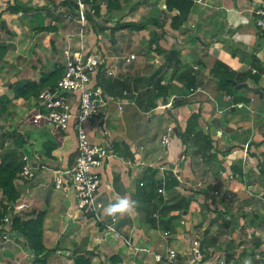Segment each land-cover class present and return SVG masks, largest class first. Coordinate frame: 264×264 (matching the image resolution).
<instances>
[{
	"label": "crops",
	"instance_id": "0c3cea01",
	"mask_svg": "<svg viewBox=\"0 0 264 264\" xmlns=\"http://www.w3.org/2000/svg\"><path fill=\"white\" fill-rule=\"evenodd\" d=\"M100 1L102 16H105V0ZM193 1L190 17L179 30L170 27L168 17L173 13L166 11V0H122L123 9L114 12L124 14L127 22L140 23L155 18L165 23L161 46L167 51H179L180 69L189 70L197 84L189 87L179 78L172 79L166 68L165 73L161 72L157 78L163 75L162 83L171 86L167 100L160 98L164 101L162 105L171 103V107L165 111L167 115L158 112L162 106L158 103L156 109L146 113L150 120L139 122L131 114L136 115L135 109L141 110L134 99L125 98L122 110L111 104L108 111L88 124L94 142L108 145L112 152H115L114 145L118 144L123 154L117 155L115 152L102 170L100 201L104 207V224H99L78 210L72 189L55 188L54 171L67 170L74 165L77 148L75 133H64L50 124L37 122L32 113L38 107L30 108L32 100H11L15 118L9 116V120L15 123L8 122V126L3 128L1 126L4 124L0 122V152L6 150L14 153L18 162L23 156L32 159L37 155L40 163L47 167L35 179L20 185V190L21 202L29 205L21 213L23 220L44 213L43 244L53 250L48 264H73L76 254H87L91 264H170L166 261L157 263L154 253L164 255L171 248L178 252L177 263L187 264L191 238L200 240L203 250L207 252L224 254L227 264H264V129L257 128L256 122L250 119L251 115H256L250 109L257 110L254 107L257 101L264 116V93L260 95L257 92L264 89V71L260 70L259 73L257 70L260 67L264 69V30L256 24V11L264 9V0ZM15 4L30 9L42 8L43 16H52L50 19L53 24H57L56 19L65 17V24L58 20L62 29L67 27L66 24H70L69 28L79 27L76 22L68 23L67 10L60 0H0V43H6L10 48L4 58V71L0 73V97L6 94L10 99L15 96L10 85H7L10 82L19 79L21 85L30 81L40 82L42 76L48 74L38 71L32 59L36 58L40 49L43 50L39 37L47 32L37 34L38 30L36 33L34 31L29 36L30 41H27L23 36L22 21L26 14H13L11 7ZM31 12L34 11L30 10L27 14ZM50 19L45 20L46 24ZM55 35L56 32H51L46 40L54 39ZM21 54L27 58V66L18 68L29 76L6 74L7 65L16 66ZM154 55L157 56V53L152 52L151 58ZM158 62H153L158 67L150 69V72L138 67L134 73L129 71L130 75L151 76L162 66L166 67L164 57H159ZM218 63L231 69L235 83L246 84L249 88L237 89L236 85L234 94L221 91L219 80L211 72ZM169 70L173 74L171 68ZM258 74L261 76L257 81ZM109 96L120 100L119 97ZM234 97L246 100L235 105ZM240 104L243 106L240 107ZM245 107H248L246 109L250 114L245 120L235 117V121L229 123L224 118L227 112H233L235 116L240 108ZM10 111L13 112V109L10 108ZM24 113L26 115L22 118ZM193 114L199 115L198 130L210 135V150L205 153L201 147L204 143L208 145V142L195 144L188 138L187 143H184L180 137ZM156 130H159L158 138ZM242 131L247 135L239 138L238 134ZM166 133L171 136L167 148L161 143L162 135ZM18 135L26 141L22 146L14 141ZM49 140H53L56 145L51 155L44 148L45 142ZM28 146L31 151L27 149ZM66 146L68 148L65 150ZM247 160L252 169L247 168ZM148 167L159 168L158 177H164L169 172L181 178V187L172 194L168 193L166 199L173 196L193 198L186 211L172 213L176 218L167 230L160 223L152 226L139 210L142 203L137 198V184ZM217 183L222 190L210 202L203 191ZM122 198L129 201V207L123 212L109 213L108 206ZM214 211L219 212L216 214ZM113 217L116 222H113ZM107 225L114 226L121 238H116L107 230ZM13 235L6 242L0 236V264H30L34 254L29 244L26 243L27 249L24 248L18 243L24 238L16 232ZM127 239L133 241L134 247L145 251L137 252L127 247ZM6 254H12L14 259L7 260ZM116 257L119 261L113 263L112 259Z\"/></svg>",
	"mask_w": 264,
	"mask_h": 264
},
{
	"label": "trees",
	"instance_id": "16d2710c",
	"mask_svg": "<svg viewBox=\"0 0 264 264\" xmlns=\"http://www.w3.org/2000/svg\"><path fill=\"white\" fill-rule=\"evenodd\" d=\"M121 1L122 0H105L104 4L107 9V15H113L112 13L115 11H121L123 9ZM84 2L90 6V11L88 13L89 28L95 23L101 30L104 31V26L99 23L102 22L103 18H105V16H102V2L100 0H84ZM165 4L167 8L166 11L174 13L170 20L171 29L179 30L189 19L194 7V1L166 0ZM61 5L66 8L67 14L68 12H71L74 15L76 14L75 11L78 8L76 0H61ZM30 10L32 9L24 8L21 4H15V6L11 7V12L13 14H17L19 12L25 13ZM115 18L116 17H113L111 19L114 24V27L111 29L112 31H120L127 28L144 31L149 29L151 26L162 29L165 27V23H161L155 18H148L140 23H121L120 20L114 21ZM69 23L73 24L75 21H69ZM43 29L53 31L55 28L48 27L45 29L43 27L42 31ZM164 34L165 33L163 31L157 39L151 40V45H155V49L152 51L160 54V56L163 54L165 55L163 56L166 64L165 66H167L168 69L171 68L173 71L171 77L172 79L176 77L189 87L196 86V79L190 71L187 69H180L179 51H167L161 46L160 41ZM89 45L92 46L90 43ZM6 49V45H0V54L2 56L4 55ZM64 70V66H55L52 72L42 76L40 82L30 81L23 85H10V89L14 91L16 99H38L40 93L44 89L55 88L58 81L63 77ZM257 70L258 72L260 70L264 71L261 67ZM261 71L259 73H261ZM161 72L162 67L151 76H136L129 74L127 76L120 75L118 77H107L104 72H101L98 78L99 84L108 90L109 95L119 97L120 100L125 98L134 99L137 107L142 112L148 113L158 107V100L160 98L167 100L169 91L171 90V86L162 83L164 79L163 75L157 78ZM211 72L213 76L219 80V88L221 91H226L230 94L235 93V87L238 83H235L231 69L223 63H218V65L214 66ZM260 76L261 75L258 74L256 77L257 81ZM125 91L129 93L128 96H124ZM4 99V96L0 97V107L4 104ZM245 100L246 99L241 97L233 98L235 105ZM198 120L199 115L193 114L188 121L184 133H180V137L184 143H187L188 138L192 139L195 144L202 141L208 142V145L204 143V146L201 147L203 153H205L210 150V135L198 130ZM14 141L15 143L17 142V145L21 146L24 142H26L21 135H18L17 139ZM119 147L120 146L118 144H115L113 148L117 155H123L122 150ZM44 148L46 153L51 155L56 149L55 142L53 140L45 142ZM115 152L113 151L112 153L115 155ZM23 164L24 162L22 159L20 162L16 160L14 153L6 150L0 152V189L3 193V199L0 200V225H2L3 220L10 213V209H12L10 204L14 203L21 197V193L17 190L15 185V180L19 177ZM158 174L159 168L148 167L146 169L141 181L137 184V198L142 203L139 210L144 215V219L150 222L152 226H157V223H160L167 230L176 218V216L172 215V213L176 211H186L193 202V198L190 196H183L182 198L173 196L171 199H166L165 196L159 193V189L164 188L167 195L168 193L172 194L176 188L181 187V181L178 179L179 176L174 175L173 173L167 172L164 177H158ZM221 190V185L217 183L205 189L203 194L205 198L211 202L212 199H215V194H219ZM214 212L217 214L219 211ZM86 215L94 219L93 213H88ZM11 228L12 231L21 235L29 244V247L34 254L32 264H48L49 256L53 250L47 249L43 244L44 213H39L36 218L29 220H23L20 216L14 215L12 217ZM112 260L113 263H117L119 258L116 257ZM73 264H91V259L87 257V254H76L73 258Z\"/></svg>",
	"mask_w": 264,
	"mask_h": 264
},
{
	"label": "built area",
	"instance_id": "2783aa9c",
	"mask_svg": "<svg viewBox=\"0 0 264 264\" xmlns=\"http://www.w3.org/2000/svg\"><path fill=\"white\" fill-rule=\"evenodd\" d=\"M78 5L75 15L71 12L67 14L68 21L78 23L79 42L77 47L69 42L64 50L65 64L64 75L58 81L55 88L43 90L37 101L39 104L38 111L34 115L37 122H45L52 125L55 129L64 133L74 132L77 138V148L75 162L72 168L67 170H55V188L56 189H72L77 200V208L84 215L93 213L94 219L101 223H105L103 217V204L100 201V193L103 186L102 170L108 165L113 157L111 148L108 145L97 144L92 142L89 134L88 124L95 120L98 115L109 110L111 104L117 105L119 110L123 109L124 99L119 100L110 97L107 90L99 84V74L107 73L108 77L113 76L104 70L106 60L100 51L94 47H89L85 32L89 27L88 13L90 6L84 0H76ZM73 12V11H72ZM256 24L261 30H264V9L256 11ZM135 55H131V59H135ZM128 92H124V96H128ZM75 97V101L70 98ZM229 99H232L229 97ZM238 105V104H237ZM240 107L243 105L240 104ZM164 109H169L171 103L162 105ZM162 146L167 147L171 143L169 133L162 135ZM24 162L20 176L30 180L47 167L40 163V158L31 159L23 156ZM181 181V178L178 177ZM159 193L167 196L164 188L159 189ZM29 205L20 203L14 206L15 213L21 214ZM113 222L116 218L113 217ZM5 226L2 231V241L10 240V227L12 223L11 217H5L3 220ZM3 225L1 226L3 228ZM107 230L114 233L118 239L121 235L112 225H107ZM168 235V233H165ZM125 244L137 252L143 251L142 248L134 247L132 240H125ZM190 258L187 264H227L225 258L222 261L215 260L211 255L213 252L203 250L202 243L195 239L190 247ZM145 251V250H144ZM212 253V254H211ZM157 263L166 261L172 264H178V252L168 249L166 254H154Z\"/></svg>",
	"mask_w": 264,
	"mask_h": 264
},
{
	"label": "rangeland",
	"instance_id": "374dc122",
	"mask_svg": "<svg viewBox=\"0 0 264 264\" xmlns=\"http://www.w3.org/2000/svg\"><path fill=\"white\" fill-rule=\"evenodd\" d=\"M57 3H58V1H57ZM56 7H57V5H56ZM32 10L34 12H31V14H29V13L27 14V12L23 13V14H26V16L22 17L23 29H24L23 30L24 31L23 36H24V38L26 37L28 39L27 41H30V39H29L30 37L29 36L33 35L34 31L36 33L37 30H38L37 34H39L40 32H43V31L47 32L46 34H44V35L39 37V39H40L39 42H40L41 48H43V50L40 49V53L36 55V58H32V59H34L35 67L37 68L38 71L42 70L43 72L49 73V72L53 71L55 66H62V67L64 66V64H65L64 50L67 47L69 42L70 43L72 42L74 47H77L78 42H79V38H80L78 36V31H79L78 28L79 27L77 28V25H76V28L75 27L69 28L70 24L69 25L66 24L67 27H63L65 30L62 29L61 28V24L58 23V20H62L63 23L65 24V22H66V18L65 17H63L62 19H56V23L57 24H53L52 23V20L50 19L52 16L47 17L48 19H50V22L48 24H46L45 20H47V18L45 16H43L42 8L36 7V8H33ZM112 14L113 15H111V14L107 15V13L104 14L105 18L102 19V22H99V20H98V22L102 26H104V28H105L104 31L101 30L97 26V24L94 23L92 25V27H90V28L88 27L87 28V30L85 32L86 35H83V36L86 37L85 41H87L88 45H89V43L92 45V46L89 45V47H94L95 50L100 51L101 55L106 60V62H105L106 64L103 67V69L107 70L109 73H113V76H109V77H118V76H120L122 74L124 76L125 75L127 76V75H129L131 73L129 71H133V73H134L135 72L134 69L136 70V68H138V67H143L144 70L149 71V72H150V69H152V70L156 69V67H158V66L157 65L155 66L153 64V62L156 63V64L160 63V62H158L159 57L162 59V57L165 56V55L163 54V55L160 56V54H157V56L154 55L155 57L151 58L150 54H152V52H155V51H152V50L155 49V45L154 44L151 45V40L157 39L158 36L163 31V29L155 27V28H149V29L144 30V31L143 30L138 31V30H133V29H128L127 28L125 30L123 29V30H120V31H112L111 29L114 27V24L112 23L111 19L113 17H116V19L118 21L120 20L121 23H127L126 17H125L124 14H122V13H120V14L112 13ZM173 15H174V13L170 16V18L168 17L169 21L171 20ZM53 25H55V26H53ZM5 27H6V25H5ZM43 27L45 29L48 28V27H52V28H55V29H53V31L44 30L43 29V31H42ZM60 29H61V31H59ZM158 29H159V31H158ZM51 32H56V35H55L56 37L53 36L54 39L50 38V40L47 41L46 37L49 36L51 34ZM62 36H64V37L62 38ZM63 41H64V43H63ZM65 41L67 42L66 44H65ZM5 44L6 43H3V42L0 43V45H5ZM9 51H10V48L7 46V49H6V51H5L4 55H3L4 57L0 54V58L2 56V58L0 60V73H2L4 71V67H2V66H3V63H4V58L7 57V54H8ZM31 52L32 51H30V54H31ZM131 54H135L136 58L135 59H131L129 61L128 59H130ZM25 59H27V58H25V56L23 54L19 55L17 65L13 66L14 68L12 66H8L7 65L8 70H7L6 74L14 75V76H18V74H19L18 77L29 76V75H25V71H22V70H20L18 68L19 66H24V68L27 66L26 63H25ZM166 68H168V67L167 66L166 67L162 66V72H164ZM29 69H31V68H29ZM166 72L171 73L170 74V77H171L172 72L169 69H167ZM104 74H105V76L108 77L107 73H104ZM13 81H16V80L13 78ZM169 81H171V80L169 79ZM16 83H20L19 85H21V83H22L21 79L17 80L16 82H10L7 85H16ZM1 84L4 85V82H1ZM13 95H14V91H13ZM4 97H5V99H4L5 102L0 107V122L4 124L1 127L6 128V126H8V124L10 122L14 121V120H11V121L9 120L10 117L15 118L13 116V114H14V108H13L14 104H10V102L12 103L11 100H13V99L16 100V98L14 96L12 99H10L9 96H6V94H5ZM258 99H259V97H258ZM30 100H32L29 103L30 108L39 107L37 99L32 98ZM70 100L71 101H75V97H71ZM162 100L163 99H160L159 102H158L161 105L164 102ZM24 101H29V100H24ZM263 102H264V98H263ZM36 103L38 104V106H37ZM25 105H28V103L25 104ZM254 107H256L257 110L255 111V110H251L250 109V111L253 112V113H256V115H251L252 118H250V119H253L254 122H256V127L257 128L262 127L264 129V116H263L262 111L259 108V101H257L254 104ZM10 108L13 109V112L10 111ZM246 108H248V107H245V109L240 108V110H238V112H237V114H235V116L233 115V112L229 111V112H227L224 115V118L227 119L229 121V123H233L235 121L234 120L235 117H237L238 120H245L246 118H248V115L250 116V114L247 112L248 109H246ZM263 110H264V107H263ZM37 111H38V109H37ZM134 111H135L136 115H134L132 113L131 117L132 118H133V116L136 117L137 121H139V122H141V121L147 122V121L150 120V118H148L149 116L146 113H144L142 111H140V112H142V113H140L137 109H135ZM165 111H166V109H164L161 106V108H160V110L158 112L162 113L163 115H165V114L167 115L168 113H166ZM32 114H33V117H34L36 112L32 113ZM25 115H26V113H24V115H21V117L23 118ZM18 116H19V114H18ZM29 116L30 115L26 116V118L29 117ZM17 120H19V117H17ZM14 123H15V121H14ZM165 130L166 129H164V131ZM156 132L158 134L157 138L160 137V134L158 133L159 130H156ZM238 135H239V138H240V136H242V135L246 136L247 133L242 131ZM65 136L68 137L69 135H65ZM92 142H94V141L92 140ZM94 143H97V142H94ZM97 144H100V143H97ZM67 148L68 147L66 146L64 149L66 150ZM27 149L29 151H31V147L30 146H28ZM246 150H245V153L247 154L248 151H246ZM38 158L39 157L37 155H35L34 158H32V159L34 160V159H38ZM246 158L248 159V155H246ZM245 164L247 165V168L249 169L250 164H249L248 160L245 162ZM257 168H259V167H257ZM250 169H252V167H250ZM36 176H37V174H36ZM35 177L30 179V180H27V179H24L23 177H21L20 174H19V177L16 178V180H15V185L17 187V190L21 193L20 185H22V184L26 185L27 183H29L30 181L35 179ZM216 196H218V195H216ZM2 199H3V193H2V190L0 189V200H2ZM21 199L22 198L20 197L18 200H16L14 203H12L13 205L10 204V207L12 209H10V213L6 217H11L12 218L14 215H18V216L21 217V214H14L15 213L14 206L17 205V204H20V203H25V202H21L22 201ZM21 218L23 219V217H21ZM3 224L4 223L2 222V225ZM11 224L9 226H7V228L8 227L11 228ZM2 225H0V231H1L0 235H2V231H3L4 227H5L3 225V228H2L1 227ZM13 234H14V231H12V228H11L10 229V236H14ZM126 238H129V237H126ZM191 239H192L191 241L193 243L194 240H193V238H191ZM18 243L21 244L22 246H24V248L27 249V245H26L27 241L25 239L23 241H18ZM127 247H129V246H127ZM171 249H173V248H171ZM173 250H176V249H173ZM212 252L215 253V255H213L211 253L212 254L211 256L215 260L222 261V262L224 261L223 260V258H225L224 254L222 255V253H219V252L216 253L215 251H212ZM154 254H156V253H154ZM0 257L2 258V254L0 255ZM5 258L7 260H13L14 256L12 254H6ZM225 260H226V258H225ZM29 263L32 264L31 261H29Z\"/></svg>",
	"mask_w": 264,
	"mask_h": 264
},
{
	"label": "clouds",
	"instance_id": "9594fccd",
	"mask_svg": "<svg viewBox=\"0 0 264 264\" xmlns=\"http://www.w3.org/2000/svg\"><path fill=\"white\" fill-rule=\"evenodd\" d=\"M129 207V201L127 199H120L114 204H110L107 208V211L111 214L118 212H123Z\"/></svg>",
	"mask_w": 264,
	"mask_h": 264
},
{
	"label": "water",
	"instance_id": "95a60500",
	"mask_svg": "<svg viewBox=\"0 0 264 264\" xmlns=\"http://www.w3.org/2000/svg\"><path fill=\"white\" fill-rule=\"evenodd\" d=\"M242 88H249L246 84H241L237 86V89H242ZM260 95H262L264 93V89L263 90H258L257 91Z\"/></svg>",
	"mask_w": 264,
	"mask_h": 264
}]
</instances>
